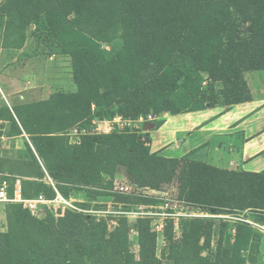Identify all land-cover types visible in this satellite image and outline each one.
<instances>
[{"label":"trees","instance_id":"trees-1","mask_svg":"<svg viewBox=\"0 0 264 264\" xmlns=\"http://www.w3.org/2000/svg\"><path fill=\"white\" fill-rule=\"evenodd\" d=\"M247 23L248 34L240 36L239 28ZM0 32L2 49L23 48L32 34L46 38L70 58L76 86L75 91L15 105L13 111L0 103V121L9 123L7 136L25 133L29 138L28 161L9 169L12 183L17 176L25 178L24 197L40 194L43 168L61 193L67 195L68 187L90 192L86 187L96 182L113 154V163L125 166L141 186L157 188L177 179L187 202L218 211H252L264 223V171L224 169L197 160L205 144L172 158L151 151L135 131L88 133L77 144L67 136L92 117L111 118L114 108L131 118L150 110L182 113L172 96L187 80L195 89L191 110L213 107L216 95H197L201 72L221 84L226 108L249 101L244 73L264 70V0H3ZM111 33L121 46L105 58L97 42ZM47 193L48 198L54 194L50 187ZM124 196L116 197L128 199ZM5 211L8 229L0 231V264H159L155 233L145 218L135 223L137 259L129 250L125 217L107 234L105 222L77 212L39 220L19 203H7ZM204 230L209 232L210 224H185L175 264L199 259L196 242ZM237 231L234 246L223 247L218 264H246L241 247L251 242L253 250L258 248L260 235L249 225L239 223Z\"/></svg>","mask_w":264,"mask_h":264},{"label":"rangeland","instance_id":"rangeland-1","mask_svg":"<svg viewBox=\"0 0 264 264\" xmlns=\"http://www.w3.org/2000/svg\"><path fill=\"white\" fill-rule=\"evenodd\" d=\"M2 1L0 0V2ZM247 25L248 23L239 28L240 36L248 34L245 31ZM34 27V25H31V29H34ZM29 39L25 46L18 50L0 48V90L11 111H13L15 105L46 99L56 91L68 92L76 90L72 79L70 58L57 48L50 46L49 43H46V38L42 36L32 34ZM97 44L103 51L102 56L109 58L113 55V51L121 46V40L117 37V34L111 33L102 41H98ZM251 71L258 73L261 79H264V70ZM200 75L202 84L196 91L197 95L201 97L203 92L209 96L214 94L216 99L213 102V107L225 109L223 98L219 94L222 88L221 84L219 82H210L208 74L204 72H201ZM194 90L193 82L187 80V82L184 81L181 84L172 96L173 101L175 100L182 106L181 109L185 110L182 113L194 112L191 109L195 105L190 98ZM4 98L1 97L0 92V100L2 99V103L7 105ZM207 107H210L209 104H206ZM174 110L176 109L174 108ZM114 112L115 114L111 118L99 119L98 117H92L89 121L80 122L69 129L67 132L69 143H79L82 136L88 133L107 134L126 130L138 133L140 139L152 151L149 132L159 124L160 120L158 117L164 113L170 114V112L157 113L154 110H150L145 114L141 113L136 118H131L123 117L116 112L115 108ZM100 121H105L106 123L100 126L98 125ZM109 128L110 130L108 131ZM8 129L9 123L0 121V178L7 182L10 195L9 189L13 174L9 169L13 167L19 168L22 161H28L25 142H29V138L25 133L22 134V137L7 136L5 132ZM157 152L172 158L181 156L173 147H168L163 152L161 150ZM205 157L203 150L196 155L197 160L209 163ZM113 160L115 161L113 154L107 156L96 182L86 187L87 189L89 188L90 192L81 188L68 187L67 195L62 194L67 198L78 201L77 204L82 209L109 207L117 211L116 214L106 218H96L89 215L96 222H105L107 234L119 226L121 217L127 218L129 250L135 258H139L140 251L135 223L137 219L142 217L149 221L150 230L155 233V256L159 264H175L176 255L174 250L182 244L185 224L191 220L203 221L207 226L210 224V231L204 230L196 242L200 255H198V260L195 258V261H193L192 259V264H204V261L200 260V258L212 264H218L223 247L231 248L234 246L238 234L237 225L242 222L249 225L253 231L260 235L259 246L255 250L252 249L251 242L241 247L240 253L242 257H245L246 264H264V229L261 228L264 223L256 219L252 211H218L187 202L181 197L177 179L161 184L157 188L141 186L129 174L125 166L120 163L114 164ZM20 179L22 184V180L25 178L20 177ZM28 179L35 180L34 177H29ZM40 181L41 187L38 193L48 197L47 188L49 185L44 178L40 179ZM119 184L126 185L131 192L127 194L115 192L114 185ZM119 194L125 195L124 197L128 199H118L116 196ZM6 204L0 203V231L4 232L8 229L5 211ZM123 211H126V213H123ZM80 214L88 215L83 212H80ZM123 214H126V216H122ZM141 214L146 216H140ZM208 234H210L209 237ZM250 255H254L255 260L253 262H251Z\"/></svg>","mask_w":264,"mask_h":264},{"label":"crops","instance_id":"crops-1","mask_svg":"<svg viewBox=\"0 0 264 264\" xmlns=\"http://www.w3.org/2000/svg\"><path fill=\"white\" fill-rule=\"evenodd\" d=\"M245 80L251 94L249 101L225 109L207 107L158 117L160 124L149 132L152 151L163 152L173 147L183 155L205 144L201 151L213 166L264 171V79L256 72L247 71ZM105 123L100 121L98 125ZM16 179L21 184L20 177H15L12 189Z\"/></svg>","mask_w":264,"mask_h":264},{"label":"built area","instance_id":"built-area-1","mask_svg":"<svg viewBox=\"0 0 264 264\" xmlns=\"http://www.w3.org/2000/svg\"><path fill=\"white\" fill-rule=\"evenodd\" d=\"M1 92V91H0ZM2 98L4 95L1 93ZM5 99V98H4ZM5 102L8 105L6 99ZM110 128L108 129V131ZM84 131V130H83ZM44 170V179L48 183L49 187L53 191V196L48 198L42 193L38 194L34 197H24L22 194V187L20 184L19 179H16L15 184L12 189V193L9 195L8 193V184L4 179L0 178V203H19L22 205L23 208L27 209L30 215L39 220H46L49 217L59 218L62 217L66 212H83L90 216H94L96 218H106L110 215L116 214L117 211L110 209L109 207L106 208H86L82 209L76 201L72 198L65 197L56 187L55 182L52 178L47 174ZM114 191L117 193L127 194L130 193L128 187L123 184L114 185ZM123 213H126V211ZM141 214L140 216H142ZM194 215V214H193ZM122 216H126L123 214ZM146 216V215H143ZM198 216V215H194ZM261 228L264 229V226L261 225Z\"/></svg>","mask_w":264,"mask_h":264}]
</instances>
